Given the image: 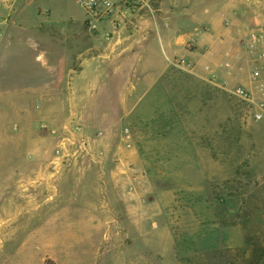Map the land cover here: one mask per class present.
<instances>
[{"label":"rangeland","instance_id":"rangeland-1","mask_svg":"<svg viewBox=\"0 0 264 264\" xmlns=\"http://www.w3.org/2000/svg\"><path fill=\"white\" fill-rule=\"evenodd\" d=\"M0 2L10 45L45 51L40 77L53 82L57 61L67 75L82 69L71 58L80 48L108 60L136 44L134 30L113 41L89 35L74 0ZM151 44L149 58L168 62L157 36ZM25 61L19 83L10 72L0 81V264H251L264 247V118L252 106L175 69L137 112L113 117L117 132L101 151L62 100L29 96ZM252 93L264 101V90ZM125 128L130 148L119 137ZM102 152L113 159H82ZM125 172L131 178L117 186L114 174Z\"/></svg>","mask_w":264,"mask_h":264},{"label":"crops","instance_id":"crops-1","mask_svg":"<svg viewBox=\"0 0 264 264\" xmlns=\"http://www.w3.org/2000/svg\"><path fill=\"white\" fill-rule=\"evenodd\" d=\"M10 6L5 5L3 8L12 10ZM154 7V14H157L140 20L131 35L136 38V44H126L124 54L120 52L119 58L106 60L101 58L106 54L101 53L100 48H80L71 58L76 57L82 69L74 71V76L67 75L65 69L61 70V66L67 65L62 60L61 63L57 61L59 74L55 82L40 77L46 73L44 66L39 63L45 51L36 54L32 46H28L22 49L28 54H17L16 45H10L8 41L0 52V81L10 72L14 77L13 82L19 83V76L24 77L26 73L20 69L19 62L30 60L29 96L45 100L46 106H53L54 99L62 100L58 103L59 109L66 113L71 108L76 123L83 125L84 135L91 146L101 151L112 145L110 141L116 131L114 123H111L115 120L113 117L131 116L142 108L150 92L166 73L178 69L173 65L176 61L195 62V74L206 81L214 76L220 88L228 89L226 86L232 82H247L245 85L248 90H259L250 75L249 81L245 79V71H240L239 67L243 62L258 63L256 56L244 48V42L253 33L264 34V0H158ZM156 36L163 53L167 54L166 63L149 58L151 42ZM134 48H139V51ZM156 49L158 57L162 59V52ZM141 58L145 59L144 64L137 60ZM224 63H231L232 68L228 70L221 67ZM205 66L212 68L213 75L205 70ZM261 67L264 70V63ZM90 115H94L93 127ZM126 130L122 129L119 137L130 148L133 139L125 134ZM82 159L86 163L93 161L103 165L113 158L102 152L82 156ZM118 159L122 160L121 157ZM124 175H112L117 186L127 185L126 180L131 177L129 172Z\"/></svg>","mask_w":264,"mask_h":264},{"label":"built area","instance_id":"built-area-1","mask_svg":"<svg viewBox=\"0 0 264 264\" xmlns=\"http://www.w3.org/2000/svg\"><path fill=\"white\" fill-rule=\"evenodd\" d=\"M85 14L83 26L93 36L101 37L106 41H113L129 30H135L140 20L155 11V3L158 0H74ZM7 23V21H5ZM9 41V34L0 25V52ZM244 48L252 55H255L258 63H241L240 71H249L250 78L256 84L257 89L264 90V70L261 64L264 63V34L253 33L244 42ZM261 63V64H260ZM176 68L188 73L195 72L197 64L184 60L176 61L173 64ZM231 63H224L221 67L230 70ZM205 70L213 75L210 66ZM215 84L213 76L209 80ZM229 93L239 98L244 103L252 106L255 110V118L261 121L264 118V101L257 102L254 94L245 87L228 88ZM129 135V130L125 131Z\"/></svg>","mask_w":264,"mask_h":264},{"label":"trees","instance_id":"trees-1","mask_svg":"<svg viewBox=\"0 0 264 264\" xmlns=\"http://www.w3.org/2000/svg\"><path fill=\"white\" fill-rule=\"evenodd\" d=\"M251 264H264V247L254 250Z\"/></svg>","mask_w":264,"mask_h":264},{"label":"water","instance_id":"water-1","mask_svg":"<svg viewBox=\"0 0 264 264\" xmlns=\"http://www.w3.org/2000/svg\"><path fill=\"white\" fill-rule=\"evenodd\" d=\"M0 6H1V2H0Z\"/></svg>","mask_w":264,"mask_h":264}]
</instances>
